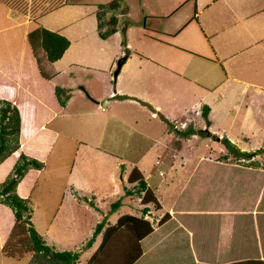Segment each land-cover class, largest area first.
I'll return each mask as SVG.
<instances>
[{"label":"crops","instance_id":"0c3cea01","mask_svg":"<svg viewBox=\"0 0 264 264\" xmlns=\"http://www.w3.org/2000/svg\"><path fill=\"white\" fill-rule=\"evenodd\" d=\"M26 1L30 3L35 1L36 3L34 2L27 10H20L18 6L15 5V1L0 0V63L3 64V70L7 71L6 73L10 75L15 73L23 57V72H20L22 76L20 75L18 77H20V79H26L36 74L33 68L35 62L31 52L29 50L22 51L25 31L23 27L28 20H36L42 27L63 35L69 41V45L58 59L52 63L45 64L46 70L50 73V78L46 83L61 88L67 98L59 113L54 115V117L43 126L44 128L60 115L75 114V112H70V106L72 107L71 99L75 93H77V95L82 94L85 101L92 100L95 104L99 102L96 100V96L93 95V92L88 91L83 86L63 88L51 81L59 77L61 72L70 73L71 71L69 70L80 68H84L85 71H91L93 75L106 76V68L108 66L111 67L114 53L113 49L104 50L102 46L95 41H91L92 45L87 44L82 34H79L74 39L69 37L68 34L73 33L69 30V25L76 22L79 23L80 20L87 16L86 13H83V15L80 14L79 0H61V2L55 5L53 4L49 8L47 7V9L45 6L51 5L53 0ZM98 5L100 4L96 5L92 13L94 22L91 24V27L94 26L95 34L99 39L103 40L98 36L96 30L95 11ZM156 7L157 8H149L148 10H162V7ZM123 10L125 11L121 13H126L127 9L124 8ZM195 10H197V12H195ZM263 10L264 0H192V19L198 26V35L200 33L202 39L207 42L209 48L199 52L189 49L192 50L191 52H195L198 55L188 53L192 59L188 60L186 65L181 67L177 64L174 65V61H170L169 65H165V74L161 75V79L169 84L167 91L169 94L172 93V95H174L168 102L174 111L177 109L175 105L179 104L181 100L184 102L189 92H216L217 95L219 94L220 100L222 94L226 90H233L235 97L232 101L230 110H228V114L232 118L230 124H235L233 123L234 118L242 109L239 124H237L239 129H246L251 137H255L249 144H253L254 140L258 139L261 141L262 146L264 145L262 144V142H264V109L258 108L259 112L253 114L251 104L254 100L256 101L259 95L264 94V78L260 79L252 74H247L244 79H236L235 75H230L227 69L230 65L232 67L237 65L234 66V68L241 70L239 68V59H234L241 53L240 51L245 49L248 51V47L251 46L248 43L264 48L260 43L264 38V35H261L260 32V30L264 32V17H257ZM54 11H56L54 13L55 17L61 19L56 23L49 20L51 15L48 17V15ZM199 12L206 13V18L203 22L198 18V22L196 20L195 13L198 14ZM160 17H163L162 13ZM126 20L127 19H124V22ZM124 22L122 25L123 33L127 31L126 29L129 26V21L126 27L124 26ZM196 33L193 31L189 33L188 42L192 36H195L194 41L198 43L197 40L199 38ZM113 34L114 33L111 35ZM164 35L171 38L175 37L174 34L170 33H165ZM243 40L248 42L246 43L247 45H245ZM124 45L128 46V42H124ZM174 46L180 47L177 43H174ZM225 61H230V63H225ZM218 63L221 72L217 66ZM202 65L206 66L205 69ZM172 66L177 69H174ZM136 81L142 85L139 80ZM232 82L236 84L231 86ZM46 83H43L42 87H49L46 86ZM250 87L253 89V92L247 94L248 99L245 100L246 91ZM150 89L151 86L149 83L144 81V89L138 92L129 89L128 91H124V89L117 86L115 87L114 85L113 89L106 94L107 97L103 99V101L108 104V110L105 116L101 114L96 120V125L101 128V138L105 136V131L102 129H104L110 121L115 122L120 126V130H125L120 142V147L124 152L131 154V157L124 156V153L118 156H107L104 154V150L98 149L100 155L96 158L88 152L75 149L73 156L81 153L83 158L97 160L100 164L104 163L103 160L106 159V157H112V160H117V162L113 164L110 169L103 167L101 169L103 174L98 171V173H96L97 175H93L92 178H77L72 172L73 167L71 166L67 173L66 180L68 183L73 181L74 185L68 186L69 190L67 196L72 199L74 205L81 208L82 213L92 217L94 225L98 222H102V228L108 224L114 223L121 214L139 216L140 209L143 205L139 203L138 195L123 193L124 187L130 190L134 189L133 183H128L126 179L131 169L135 168L142 176L146 185L153 192L156 200L160 204V209L153 210L150 204L145 205L149 209L144 215V218L151 222L152 230L148 235L140 239L141 255L133 264H168L169 259H172V253L176 252V250H179L187 256L188 260H185L182 264H195V256H198L200 260L215 262V264L264 260V164L258 162V167L255 168L244 167L242 165L238 166V164L234 162L218 161L217 157L221 154L218 156L212 155L211 157L216 158L210 159L208 158V152L204 153L206 151L198 152L190 148H186L185 150L179 149L183 143H189L190 139L193 137V132H196L193 127V122L197 121L198 116H203L201 114L203 106L208 108L205 117L209 118V113L213 109V107L209 105H200L199 109L194 108L193 110L187 107L181 109V114L179 115L180 120L173 122L168 120L167 128L161 134H159L158 130H146L145 127L142 132H138L137 117L140 116L139 114H148L147 123L156 118L154 113L149 109L153 108L150 102L151 99L147 96V92ZM178 96L180 99L177 101L176 99ZM96 107L98 108V106ZM154 108H157V106L155 105ZM100 110L104 112L102 108ZM190 113H193V119ZM80 114L81 113H79L78 116H80ZM255 114L258 116H255ZM188 119H190L189 122ZM209 122L210 121L207 119V125H209ZM185 126L186 128L193 129V132L183 136L180 132L184 130H182V128ZM50 133L54 134V139L43 160L41 169H44V163L51 153L54 141L57 136L61 134L54 129L48 131V134ZM158 135H162L163 139H156ZM223 136L233 144H235L234 142L239 143L240 141V139L233 138L232 134L229 135L226 132H224ZM137 137L140 138V142L142 139L148 142L146 148L154 149L159 153L152 163L145 165L143 160L145 152L138 147L140 144L135 140ZM93 138L95 140L96 136L93 135ZM244 140L246 142L249 141L248 137H244ZM176 142H178L177 145ZM111 143H113V141ZM90 146H92L91 143ZM235 146L239 151L248 152V149H241L236 144ZM94 150L96 151V149ZM259 151L262 150L258 149V153ZM248 153L250 154L247 157L240 156L236 153L235 155L236 158L241 159V161H250L252 160L250 157L251 152ZM231 156L233 157V155ZM204 159L209 160L211 163L203 161ZM117 164L120 165V168ZM78 165L83 168L85 162L79 160ZM40 170L35 172V182ZM216 175H220L221 177L218 178ZM97 176L99 177V181H101V179L105 182L108 180L109 188L112 190L115 189L117 192L120 191L118 193L119 195L121 193H123V196L129 197L134 195L138 202L137 209L134 210L135 214H131L130 212L121 213L119 208L122 204H125L124 206L126 209L132 210L130 209L129 201L122 200V196L118 198L120 200L119 206L114 211L110 210V204L112 202L109 204L110 215L100 213V209L95 200L96 195H94L96 190L94 177L96 178ZM2 177H0V179ZM82 189H86L89 195L84 193ZM167 194H169V204L168 206L166 205L167 209L165 210L163 208L165 205L163 204L162 206V197ZM179 203L182 206H189L175 209L174 206L177 204L179 205ZM152 210L154 212L156 211L158 214H153L154 212L152 213ZM165 211L171 213L170 217L160 225H156V221ZM93 228L91 226L88 228V235L90 234L91 236ZM94 239H97L99 242L100 232ZM98 242L92 249L96 248ZM93 243L94 240L87 249L90 248ZM76 245V242H74L69 245L68 249L74 251L73 249Z\"/></svg>","mask_w":264,"mask_h":264},{"label":"rangeland","instance_id":"374dc122","mask_svg":"<svg viewBox=\"0 0 264 264\" xmlns=\"http://www.w3.org/2000/svg\"><path fill=\"white\" fill-rule=\"evenodd\" d=\"M12 1H15V5H17L20 10H27L35 2L32 1L30 3L26 0ZM108 1L110 0H79L80 14L83 15V13H86L87 16L80 20L79 23L76 22L69 25V30L73 33L68 34L71 39L82 34L87 44L92 45L91 41H95L101 45L104 50L113 49L114 55L111 62L112 64L111 67L108 66L106 68V76L93 75L91 71H85L84 68H80L69 70L71 71L70 73L61 72L59 77L51 81L63 88L83 86L88 91L93 92V95L96 96V100L99 101L98 104H95L92 100L85 101L82 94L77 95V93H75L71 99L72 107L70 106V112H75V114H66L56 117L51 124L46 125L43 130H39L40 132L35 134V137L32 136L31 140L26 143L28 149L42 151L49 139L48 131L54 129L61 133L54 141L51 153L44 163V169L38 172L36 182L28 199L31 208L32 224L47 245L51 246L54 250L61 251L68 249L70 244L76 242L77 245L73 250L80 253L76 264H85V261L94 249H92V247L96 245L98 240L94 239V243L90 248L87 249L85 247V242L90 236L87 230L90 226L93 228L94 222L91 216L82 213L81 208L74 205L72 199L67 196L69 190L68 186L74 185L73 181L67 182V173L72 166V172L77 178H92L93 175H97L96 173H98V171L103 174L101 171L103 167L107 169L112 168V165L115 164L117 160L113 161L112 157H106V159L103 160L104 163L100 164L97 160L83 158L81 153L73 156L75 149L88 152L96 158L100 155L99 150H104V154L107 156H118L124 153V156L131 157V154L124 152L120 147L123 132L125 131L124 129L120 130V126L113 121H110V123L106 122L109 124L102 129L105 131V136L101 138V128L96 125V120L101 114L105 116L108 110V104L104 102L103 99L107 97L106 94L113 89L114 85L115 87L117 86L124 89V91H128L129 89L136 92L144 89V81L148 82L151 86V89L147 92V96L151 99L150 102L153 108L149 109L154 113L156 118L147 123L148 114H139L140 116L137 117L138 132H142L145 127L146 130H158L159 134H161L167 128L168 120H171V122L180 120L179 115L181 114V109L187 107L193 110L194 108L199 109L200 105H209L213 107L209 113V118L198 116L197 121L193 122V127L196 132H193L194 134L190 142L186 144L183 143L179 149L185 150L186 148H190L198 152L206 151L204 153L208 152V158L210 159L216 158L211 157L212 155L218 156L219 154H225L228 159H231V162L238 164L241 160L239 159V161H236V159H232V156L227 154L225 151L226 148L219 140L224 132H226L229 135L232 134L233 138L240 139L239 143H234L241 149H248L247 151L251 152L250 157L252 160L264 164V145L262 146L261 141L258 139V141L254 140L253 144H249L255 137H251L246 129H239L237 125L239 124L242 109L234 118L233 123L235 124H230L232 118L228 114V110H230L232 101L235 97L233 90H226L222 94L220 100L219 94L217 95L216 92H189L184 102L181 100L179 104L175 105L177 107L175 111L168 104L170 98L174 95H172V93L169 94L167 91L169 84L161 79V75L166 72L165 65H169L170 61H174V65L177 64L181 67L186 65L188 60L192 59L188 53L197 54L191 52L192 50L189 49L199 52L209 48L207 42L202 39L200 33L198 35V26L192 19V0H118L120 7L114 12L116 18L115 32L113 35L101 40L95 34L94 26L91 27V24L94 22L92 13L97 4L106 3ZM58 2H61V0H53L51 5H46L45 8L47 9V7L49 8ZM156 6L162 7V10H148L149 8H157ZM124 8H126L127 11L122 14L121 10ZM55 12L56 11L48 15V17L51 15L49 20L54 23L61 20L59 17H55ZM195 12H197V10H195ZM161 13L163 17H160ZM205 14L206 13L200 12L198 14L195 13L196 20L198 18L203 22L206 18ZM257 17L263 18L264 10ZM124 19L129 21V26L126 29L127 31L123 33L122 25ZM191 31L197 32L196 35H198L199 38L197 40L198 43L194 41L195 36H192L188 42V35ZM260 32L261 35H264L262 30H260ZM165 33L174 34L175 37H167L164 35ZM243 41L245 45H247L246 43L248 42H245V40ZM124 42H128V46H125ZM174 43H177L182 48L174 46ZM260 43L264 46V38ZM248 44L251 45L248 47V51H246V49L240 51L241 53L234 59H239V68L241 70L234 68V66L237 65L233 67L230 65L227 71L230 75H235L236 79H244L247 74H252L262 79L264 78V48L261 46H254L250 43ZM94 49L96 50L95 46ZM121 58H124V62L120 66L118 72L114 74L117 62ZM225 63H230V61H225ZM218 65L219 63L217 66ZM202 66L205 69L206 66ZM174 69L177 68L174 67ZM211 70L213 71L212 68ZM219 71L221 72L220 68ZM136 80H139L142 85ZM234 84L236 83L232 82L231 86ZM250 92H253L251 87L246 91L245 100L248 99L247 94ZM179 99L180 97L178 96L176 100L178 101ZM155 105L157 108H154ZM96 106H98V108ZM251 107L253 114L259 112L258 108L264 109V94L259 95L256 101L254 100L251 104ZM101 108L104 112H101ZM79 113H81L80 116H78ZM190 115L193 119V113H190ZM255 116L258 115L255 114ZM207 119L210 121L209 125H207ZM189 120L190 119H188V122ZM185 128L186 126L182 128V130ZM93 135L96 136L95 140ZM244 137H248L249 141L246 142ZM156 139L162 140L163 136L158 135ZM135 140L140 144L138 147L145 152L143 157L145 165L152 163L159 153L154 149L146 148L148 143L146 140L142 139L140 142V138L138 137L135 138ZM112 141L113 143H111ZM90 143L92 146H90ZM177 144L178 142H176V145ZM262 144H264V142H262ZM94 149H96V151ZM258 149L262 151L258 153ZM79 160L85 162L83 168L78 165ZM203 161L211 163L206 159ZM244 162L247 161L244 160ZM239 165L240 164H238V166ZM118 167L120 168V165H118ZM5 173L7 172L0 167V177ZM216 177L219 178L221 176L216 175ZM94 180L96 183L94 195H96L95 200L100 209V213L110 215L109 204L122 196V200L129 201L130 209L132 210L126 209L124 206L125 204H122L119 208L121 213L130 212L131 214H135L134 210L137 209L136 207L138 206V202L134 196L135 194L132 195V197L123 196V193L119 195L118 193L120 191L117 192L115 189L112 190L109 188L108 180H106V182L102 181V179L99 181L98 176L96 178L94 177ZM82 191L87 193L86 189H82ZM168 195L169 194L162 197V206L163 204L165 205L163 206L165 210L169 204ZM153 210L152 213L154 212ZM153 214L158 213L155 211ZM22 226L23 225L19 224L12 231L10 237V242L16 243L19 250L25 248L23 242L27 238L25 227L23 226L24 229H21ZM29 254L28 252L18 259H11L2 256L0 253V264H26ZM13 255L16 256L17 254ZM171 256L172 259H169L168 264H182L185 260H188L187 256L179 250H176Z\"/></svg>","mask_w":264,"mask_h":264},{"label":"trees","instance_id":"16d2710c","mask_svg":"<svg viewBox=\"0 0 264 264\" xmlns=\"http://www.w3.org/2000/svg\"><path fill=\"white\" fill-rule=\"evenodd\" d=\"M118 7V0H111L97 6L96 30L100 38L104 39L115 32L114 12ZM127 25L126 20L124 26ZM24 28L22 51L31 52L37 77L36 74L26 79L18 77L22 76L20 72H23V57L20 60V66L12 75L6 73L7 71L3 70V64L0 63V166L7 172L0 179V253L4 257L18 259L29 252L26 264H76L78 251L70 249L57 251L45 243L30 221L31 208L27 199L35 183V172L42 168L54 134H49L47 146L42 151L30 150L26 143L40 132L39 130H43V126L54 115L59 113L67 98L61 88L46 83L50 73L46 70L45 64L58 59L69 45V41L63 35L42 27L34 19L28 20ZM43 83L49 87H42ZM207 109L203 106L201 110L203 117L206 116ZM192 132L191 128H186L180 134L184 136ZM220 141L226 148L227 154L233 155L232 159L236 161L239 159L236 158L235 153L246 157L250 154L239 151L225 137H222ZM217 160L231 162L225 154L219 156ZM246 161H239L238 164L244 167H258L257 161ZM126 180L128 183H133L134 189L124 187L123 193L138 195L139 203L143 205L140 215L121 214L114 223L104 228H102V222L96 223L91 236L85 242V247L91 245L99 232L100 240L85 264H133L141 255L139 241L152 230L151 222L144 218L149 209L145 205L150 204L153 209L158 210L160 204L135 168L131 169ZM119 202V199L112 202L110 210L114 211L119 206ZM187 206L189 205L182 206L179 203L174 208L180 209ZM170 215L169 211L163 212L156 221V225L166 221ZM19 224L25 227L27 235L23 242L25 248L21 250L16 243L10 242L11 233ZM23 226L21 229H24ZM195 258V264H215V262L200 260L198 256ZM228 264H264V260Z\"/></svg>","mask_w":264,"mask_h":264},{"label":"water","instance_id":"95a60500","mask_svg":"<svg viewBox=\"0 0 264 264\" xmlns=\"http://www.w3.org/2000/svg\"><path fill=\"white\" fill-rule=\"evenodd\" d=\"M125 10H122V13L124 12ZM124 58H121L118 62H117V66H116V70L114 71V74L117 72L120 64L123 62Z\"/></svg>","mask_w":264,"mask_h":264}]
</instances>
